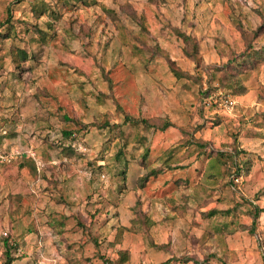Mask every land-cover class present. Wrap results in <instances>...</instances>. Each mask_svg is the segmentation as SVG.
I'll list each match as a JSON object with an SVG mask.
<instances>
[{"label": "rangeland", "instance_id": "374dc122", "mask_svg": "<svg viewBox=\"0 0 264 264\" xmlns=\"http://www.w3.org/2000/svg\"><path fill=\"white\" fill-rule=\"evenodd\" d=\"M56 1L23 0L15 4L14 0H0L1 125L6 127L8 107H13L18 113H31L35 105L47 115V124L52 129L49 136H43L45 130L40 131L33 145L40 143L55 148L61 138L58 131L75 128L72 123H62L60 115L88 123L101 119L105 112L113 111L109 102L97 101L99 94L108 93L101 72L104 69L113 82L114 95L125 111L132 116L165 117L175 127L154 134L130 125H123L119 134L107 129H91V133L82 131L76 140L81 142L78 162H74L79 165L77 180L82 179V171L88 170L87 167L83 170L84 166L91 167L95 173L92 177H96L91 180L94 190L84 199L86 193H80L79 184L74 183V179L71 181L73 186H70V196L65 202L75 205L78 212L72 206L74 211L70 210L63 227L56 224L52 228L50 223L44 225L45 232L42 231L40 236L48 237L49 247L43 244L38 254V246L29 247L22 243V238L10 235L23 256L19 260V255L14 254L17 260L13 264H103L96 254L99 246L103 256L109 259H114L116 252L122 249L124 255L119 261L128 264H159L171 255L182 254L192 255L201 264L205 263V257L214 254L219 258L212 257L206 264H264V211L253 234L235 229L251 224L250 214L254 206L264 207V178L258 179L264 172V142L251 139L256 156L263 158L262 168L251 167L247 175L231 184L225 174L226 168L222 174L226 162L216 153L232 154L231 144L238 129H242L243 120L238 123V129L233 127L226 131L222 126L223 120L216 123L211 118L225 119L231 115L214 107L203 109L200 93L208 95L225 91L235 102L239 97L218 88L217 84L209 87L205 83L198 85L176 79L165 61L159 57L149 59L147 50V47L152 49L158 43L179 69L198 75L193 64L182 55L181 41L170 34H159V17L171 24L186 23L188 16L205 17L206 20L200 23V52L205 63H218L222 57V44L214 43V39H223L239 51L242 49L239 26L247 31L262 27L264 31V0H232L236 14L225 0H104L106 6L116 12L120 20L117 25H112L98 7L66 11L62 21L58 22L46 12L37 21L44 31L42 40L33 33L36 15L31 9H48V5ZM7 10L11 19L6 24ZM140 22L145 25L143 31ZM78 25L84 29L80 36L70 37L65 33L66 29H74ZM9 26L13 29L9 30ZM7 31L8 39L3 37ZM14 34L16 36L11 39ZM134 36L146 44L137 43L136 46L142 51L139 56L144 61L148 59L147 63L131 55L130 44L134 42ZM259 42L257 38L255 43ZM261 43L264 44V40ZM17 47L28 55V60L20 67L14 62L15 56L9 54ZM212 50H216V61L211 56ZM243 77L247 92L238 101L242 98L247 102L251 100L246 122H253L258 118L251 112H256L258 103H264V65ZM255 101L258 103L253 104ZM259 118L261 120L257 121H264V112ZM27 121L26 126L32 128L31 120ZM38 121L43 122L41 119ZM202 125L205 128L203 137L210 145L204 155L197 158L200 149L196 146L184 149L182 139L185 137L180 128ZM261 126L264 128V124ZM218 129H225L224 133ZM245 158L241 155V159ZM188 161L191 162L186 165ZM172 164L182 165L181 168L170 169ZM158 168L162 173L149 178L144 189H138V179ZM100 175H104L103 180ZM136 200L153 221L160 223L163 220V225L160 224L153 235L158 244L170 239V254L151 249L142 235L133 231H124L121 244L115 248L108 245L114 240L118 227L130 228ZM214 209H229L230 213L202 218L203 213ZM76 213L81 217L79 220L84 228L72 217ZM53 218L48 217V221ZM87 227L91 234L89 237ZM52 231L56 232L55 235ZM92 238L98 239L97 247L92 244ZM38 240L34 237L36 243ZM27 256H30L28 260Z\"/></svg>", "mask_w": 264, "mask_h": 264}, {"label": "trees", "instance_id": "16d2710c", "mask_svg": "<svg viewBox=\"0 0 264 264\" xmlns=\"http://www.w3.org/2000/svg\"><path fill=\"white\" fill-rule=\"evenodd\" d=\"M23 0H14L15 4L22 2ZM152 2V0H150ZM228 2V4L231 6V8L234 10L235 13V4L232 2V0H225ZM233 3V4H231ZM74 7V8H73ZM93 7H98L102 11V13L109 19V21L112 23V25H117V23L120 22L118 17L116 16V12L106 6L105 1L103 0H57L55 4H49L48 9H31L33 10L35 16V23H33V33L37 34L38 37L42 40H44V31L41 30V28L37 25L38 18L44 14L48 13V16L52 18L55 21H62L63 16L65 15L66 11H72L76 12L81 9H89ZM60 8L62 9V12L60 11ZM73 8V9H72ZM236 14V13H235ZM77 17V16H76ZM11 19V14L8 13L7 10V18H6V24ZM133 20H136V18L133 16ZM159 34L160 35H167L170 34L182 43L181 47V53L182 55L189 60L194 67L195 72L197 71L199 74L195 75L192 73H188L186 71H183L179 69L175 63V61L170 57L169 53L165 51L163 48L159 46V44H154L152 47H147V50L150 54L149 59H153L154 57L162 58L167 67L169 68V71L175 76L176 79H185L187 81H190L192 83H196L198 85H201L202 83H205L209 87H213L216 84L218 85V88L220 89H226L233 93L235 97H241L246 94L247 89L245 85L244 80V74L250 72V71H258L261 66L264 65V44L261 42L264 40V31L262 27H258V29H251V31H247L242 26H239L238 32L241 38L242 42V49L236 50V48L229 43L225 42L223 39H214V43L218 44L221 43L222 46V53H221V60L218 63H205L202 54L200 52V43L199 39L192 35L191 33H187L183 28L173 26L168 20L161 19L159 17ZM21 24L25 25V22H22ZM27 24V23H26ZM74 24V23H73ZM27 26V25H26ZM139 26L141 27V30H145V25L143 26V23L140 22ZM76 28V29H75ZM74 29L71 27L70 29H66L65 33L68 34L70 37H77L80 36L79 33L84 32L83 27L76 26ZM8 29H13L12 26H9ZM27 32V31H26ZM145 32V31H144ZM86 33V31H85ZM16 35L14 34L11 39H13ZM4 38L8 39V31L3 36ZM259 38L260 42L255 43V40ZM134 42L130 44L131 46V55L133 57H140L141 50L138 49L136 46L137 43L146 45L142 39H139V37L134 36L133 37ZM10 55L15 56L14 62L17 63V67H20L21 64L26 62L28 60V55L23 49L15 48L14 50L9 51ZM18 58V59H17ZM141 58V57H140ZM17 59V60H16ZM142 62H148V59L144 61L143 58H141ZM103 79L107 83L108 87V93H101L97 96L98 102H109V106L112 107L113 111L110 110L108 112H105L101 119L91 121L88 123H82L77 119H70L65 115H62L61 121L63 123H72L74 124L75 128L66 130L62 132V137L64 140L63 142H69L70 144L74 141H76L77 136H79L82 131H87L90 129H96V130H112L119 134L121 127L123 125H130L141 128L143 132H147L152 130L153 132L157 131H164L170 127H175V125L170 122L167 118H160V117H153V118H144L141 116H132L130 113L124 110V108L121 106L119 101L114 95L113 91V82L111 78L108 76V72H105L104 69L101 70ZM207 93L203 92L200 93L201 99L206 97ZM43 95H45L43 93ZM48 95V93H46ZM204 109V106H202ZM115 119V120H114ZM121 121V123H119ZM202 126L198 127H189V128H180V131L182 132V135L185 137L183 140L182 145L185 147L188 146H196L200 149V151L197 153V158L204 155V152H206L207 147H209V143L204 141L201 137H195V134L197 132H200ZM121 136V135H120ZM63 144V143H62ZM231 153L223 154V153H216V156H219L220 159H224V162H226L225 165H223L222 168V174L224 173V168H226V176H229L230 183L234 185V179L236 177L247 175L250 172L251 169V160L249 157H246L245 159H241V155H244V151L238 148V144L236 143V140H234L231 144ZM60 149V152L63 153L64 156L72 157L76 156V152L71 148L70 145L58 146ZM202 153V154H201ZM220 161V160H219ZM144 163V162H143ZM221 163V162H219ZM125 166V165H124ZM175 168H181V167H171L170 169ZM161 168L155 169L153 171H150L149 173L145 174L144 176L140 177L138 179V189L142 190L144 189L146 183L148 182L149 178L156 177L157 175H160L162 172L159 170ZM232 185V186H233ZM133 219L131 220V226L129 229L118 227L116 229V233L114 236V240L109 242L110 248H115L116 245L121 244L123 239V232L124 231H133L137 234H141L142 237L145 239L147 245L154 249L155 251H163L170 254V239L166 243H156L154 239V233L155 229L161 225H163V220L161 222L153 221L147 214L146 211H144L141 207V204L138 200H136L133 208ZM264 211V208H259L257 206H254L252 214H250L252 218V222L249 226L247 225H241L240 230L241 231H247L253 234L255 232L257 221L261 215V213ZM230 211H220V210H211L207 213H203L201 216L203 219H210L215 216H218L219 214H229ZM72 217L79 221L78 224L84 228L83 223L79 220L81 217L78 215V213L73 214ZM69 218V216H63L59 218V221L54 222L52 225V228L56 227V224H59L60 227H63L64 225V219ZM173 220V219H171ZM110 229V228H109ZM87 234L88 237L91 236V234L88 232L87 227ZM98 239L92 238L91 242L94 244V246L97 247ZM18 250L17 243L14 242L13 238L8 234L6 237L0 236V264H13L17 258L21 260L23 258L20 253L17 258L14 257V254ZM22 254V253H21ZM96 254L97 257L100 258L103 262V264H128L126 262L122 263L120 260L121 257L124 255V251L122 249H119L116 252V257L114 259H109L107 257H104L103 254L100 252V246L96 248ZM211 257H205L204 261L206 264L210 258L215 257V255H210ZM159 264H201L200 261L196 260L192 255L188 254H182L180 256L171 255L167 260L159 263Z\"/></svg>", "mask_w": 264, "mask_h": 264}, {"label": "crops", "instance_id": "0c3cea01", "mask_svg": "<svg viewBox=\"0 0 264 264\" xmlns=\"http://www.w3.org/2000/svg\"><path fill=\"white\" fill-rule=\"evenodd\" d=\"M204 20H206V18L203 16H195V18L188 16L186 17V23L181 24L179 21V23L172 25L176 27H183V29L187 33H191L198 39H201L200 23H202V21ZM184 24L188 25V28L184 27ZM194 24L197 26L192 28ZM209 41H211L212 45L213 39ZM211 56L214 57V61L217 60L216 50H212ZM238 99L236 100L237 105L233 113H226L227 115H231V117H227L225 119H218L219 117L213 116L211 120H214L216 123H220V121L223 120L224 125L222 126L225 127L226 131L232 130L233 127L234 129H238V126H240L238 125V123L243 120L241 124L242 129H238V133L236 132L237 135L234 138L236 140V143L238 144V148L244 151L245 157L250 158L252 163L251 167L253 169L262 168L261 165L263 163V158L256 156V152L253 148V142L256 139H262V141L264 142V130L263 132L261 131V129H264L263 126H261L264 124V121H260L261 119L259 118L264 111L258 112L259 110H264V103H258L257 101L253 103L255 104L257 102L258 106H256V112L251 113H254L255 117L257 116V118L260 120L257 121L258 119L255 118L257 120H254L253 122L252 120L246 122V120H248V113H250L249 104H252L251 100L247 102L244 101L243 98L241 101H238ZM33 106V112L31 113H26V111L18 113L14 111L15 109L13 107V109L11 107H8L5 115L6 127H3V125H1V127L6 131V134L0 135L1 152L20 149L24 152H33L34 156L31 157L26 154L21 159L13 161L10 164L0 165V234L3 231H7L10 233L9 235L13 236V238H22V243H26L29 247L36 248L38 246V254V251L41 249V246L43 244L44 246L49 247L48 237L44 239L40 236L42 231L45 232L44 225L50 223L52 227L54 222L60 220L59 218L63 216H68L70 214V210L73 212L74 208H77L75 207V205L65 202V200H68L66 197L70 196V186H73L70 185L71 181L74 179V183L76 182L77 184H79L77 188H81L80 193H86V197H83L85 199L94 190V184L91 180L96 177H88L90 180L87 179V174L85 172L92 170V168L89 166H84L83 170L86 169V167L88 168V170L82 171L81 177L83 180L80 178V180H77L78 177L76 173L78 172L77 168L79 167V165L77 163L75 165L74 162H78L77 158L80 156V154L78 153L77 147L81 142L74 141L71 144L69 142H63V129L58 131V134L61 138L56 143L57 145H55L56 149L48 148V146H43L40 143H37V145L35 146L33 145V142L35 141L34 138L38 136V133H40V131L45 130L46 132L43 133V136H49V134H51L52 129V127L47 124V115L41 113L42 110H40L39 108L36 109L35 105ZM253 108L254 107H252V110H254ZM38 113H40L41 116H38ZM61 117L62 115H60V119ZM153 117L156 116L144 118ZM39 119H41L43 122L38 121ZM27 120H31L32 124H29L32 126V128H30L29 125L26 126L25 122ZM260 122H262V124ZM38 123H40V125ZM250 123L253 124L251 125ZM225 129L221 131L218 129V131H220V133L223 131L222 133H224ZM86 132L91 133L92 131L90 129ZM148 132H151L152 134L156 133L152 130L147 131L145 133ZM204 134L205 128H202L200 132H197L195 134V137H201L204 141H206V138L203 137ZM79 136H77L76 140ZM87 136H89V134H87ZM251 139H254V141H252ZM82 144L86 145L84 141H82ZM60 145H70L77 155L72 157L64 156L58 148V146ZM183 147L184 149L187 148L185 146ZM189 147L193 146H188V148ZM145 149L146 148H144L143 150ZM190 162L191 161H188L186 165H189ZM38 163H40L41 166H38ZM181 165L172 164L171 167H181ZM92 167L94 166L92 165ZM251 173H254L253 170ZM259 178H264V172H262V175L258 177V179ZM77 188H74V190L77 191ZM83 198H81V200H84ZM76 210L78 212V208ZM48 217L54 218L48 221ZM230 222V224H232V221ZM259 228L261 229V225L259 226ZM235 229L241 231L240 226H238V228L235 227ZM55 233L56 232H53V235H55ZM50 235L52 236V234ZM34 237H38L39 240L37 243L36 241H34ZM13 240L15 241V239ZM224 252L225 251H223V253ZM214 255L215 257H217L216 254ZM25 258L28 260L30 256H27Z\"/></svg>", "mask_w": 264, "mask_h": 264}, {"label": "built area", "instance_id": "2783aa9c", "mask_svg": "<svg viewBox=\"0 0 264 264\" xmlns=\"http://www.w3.org/2000/svg\"><path fill=\"white\" fill-rule=\"evenodd\" d=\"M203 105L206 108L214 107L216 109L224 110L226 112H231L235 105L236 102L234 98L227 92L225 91H217L215 93H210L206 97L203 98ZM1 121V118H0ZM6 134L5 129L1 127V122H0V135ZM78 150L79 146L77 147ZM81 151V150H80ZM28 154L29 156L33 157L34 153L29 152V151H22L20 149H14L12 151H7V152H1L0 151V165H7L12 163L13 161L21 159L24 155ZM38 166H41L40 163H38ZM87 177H92L94 175L92 170L86 171ZM241 176L236 177L234 179L235 184L238 182ZM104 175H100V179L103 180ZM8 235L7 231H3L1 233L2 237H6ZM21 251L18 249L16 250L15 254H19Z\"/></svg>", "mask_w": 264, "mask_h": 264}]
</instances>
